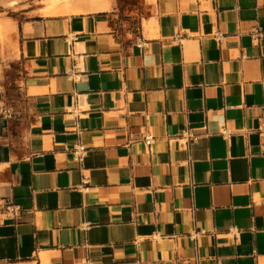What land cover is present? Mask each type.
Masks as SVG:
<instances>
[{
	"label": "crops",
	"instance_id": "obj_1",
	"mask_svg": "<svg viewBox=\"0 0 264 264\" xmlns=\"http://www.w3.org/2000/svg\"><path fill=\"white\" fill-rule=\"evenodd\" d=\"M108 1L0 9V264H264V0Z\"/></svg>",
	"mask_w": 264,
	"mask_h": 264
},
{
	"label": "bare ground",
	"instance_id": "obj_2",
	"mask_svg": "<svg viewBox=\"0 0 264 264\" xmlns=\"http://www.w3.org/2000/svg\"><path fill=\"white\" fill-rule=\"evenodd\" d=\"M20 0H0V9L18 6ZM108 0H44L42 13L46 16L91 14L110 9Z\"/></svg>",
	"mask_w": 264,
	"mask_h": 264
},
{
	"label": "built area",
	"instance_id": "obj_3",
	"mask_svg": "<svg viewBox=\"0 0 264 264\" xmlns=\"http://www.w3.org/2000/svg\"><path fill=\"white\" fill-rule=\"evenodd\" d=\"M143 141L144 143L148 146V147H151V145L153 144L154 142V136L151 135L150 133H147L143 136ZM85 148L81 145L77 146L74 151H75V154H81V153H84L85 152Z\"/></svg>",
	"mask_w": 264,
	"mask_h": 264
},
{
	"label": "rangeland",
	"instance_id": "obj_4",
	"mask_svg": "<svg viewBox=\"0 0 264 264\" xmlns=\"http://www.w3.org/2000/svg\"><path fill=\"white\" fill-rule=\"evenodd\" d=\"M7 1V0H6ZM43 0H20L19 6L10 7L6 6L4 9H18L20 5H28L29 3H40L42 4Z\"/></svg>",
	"mask_w": 264,
	"mask_h": 264
}]
</instances>
